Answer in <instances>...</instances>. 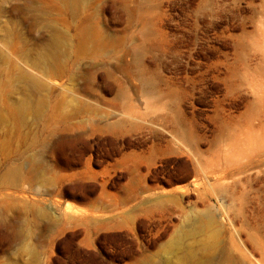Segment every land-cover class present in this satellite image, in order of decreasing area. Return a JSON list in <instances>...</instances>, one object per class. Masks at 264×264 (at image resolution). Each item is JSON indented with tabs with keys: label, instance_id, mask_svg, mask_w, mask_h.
Masks as SVG:
<instances>
[{
	"label": "rangeland",
	"instance_id": "374dc122",
	"mask_svg": "<svg viewBox=\"0 0 264 264\" xmlns=\"http://www.w3.org/2000/svg\"><path fill=\"white\" fill-rule=\"evenodd\" d=\"M0 264H264V0H0Z\"/></svg>",
	"mask_w": 264,
	"mask_h": 264
}]
</instances>
